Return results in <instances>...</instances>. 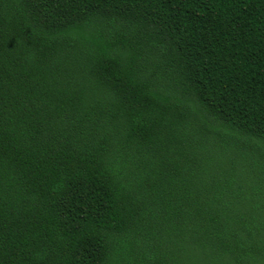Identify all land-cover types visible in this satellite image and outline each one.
I'll use <instances>...</instances> for the list:
<instances>
[{
    "label": "trees",
    "instance_id": "16d2710c",
    "mask_svg": "<svg viewBox=\"0 0 264 264\" xmlns=\"http://www.w3.org/2000/svg\"><path fill=\"white\" fill-rule=\"evenodd\" d=\"M0 264H264V0H0Z\"/></svg>",
    "mask_w": 264,
    "mask_h": 264
}]
</instances>
